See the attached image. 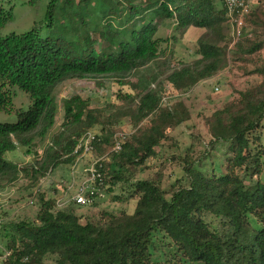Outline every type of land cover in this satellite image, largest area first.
Instances as JSON below:
<instances>
[{
  "label": "trees",
  "instance_id": "1",
  "mask_svg": "<svg viewBox=\"0 0 264 264\" xmlns=\"http://www.w3.org/2000/svg\"><path fill=\"white\" fill-rule=\"evenodd\" d=\"M156 17L174 19L181 35L190 27L203 29L200 57L162 62L171 68L159 72L164 51ZM12 19V10L0 1V111L12 108L15 88L28 93L32 104L16 111L17 121H0V182L12 184L19 173L29 172L38 182L62 164L75 165L79 138L98 126L93 152L105 160L94 165L102 175L91 183L89 204L111 183L129 187L127 196L136 206L132 213L91 219L77 212L87 204L70 200L58 208L55 192L50 197L37 192L35 220L0 215V239L6 240L0 264H264V78L206 119L211 139L204 154L172 157L184 171L170 190L161 177L133 175L166 147L172 129L189 120L180 96L225 67L229 46L234 58L243 60L264 48V22L252 8L236 43L226 30L231 24L223 0H49L44 22L3 35ZM103 76L131 86L132 92L118 95L122 104H111L106 113L74 96L64 103L62 126L38 159L20 165L7 157L51 132L60 83ZM130 76L136 81L123 80ZM125 118L134 131L114 150ZM222 144L226 157L216 160L212 155Z\"/></svg>",
  "mask_w": 264,
  "mask_h": 264
},
{
  "label": "rangeland",
  "instance_id": "2",
  "mask_svg": "<svg viewBox=\"0 0 264 264\" xmlns=\"http://www.w3.org/2000/svg\"><path fill=\"white\" fill-rule=\"evenodd\" d=\"M0 1L3 2L5 8L13 12V19L2 28L3 35L25 33L35 23L45 21L49 0H41L38 5L31 4V0ZM250 8L254 11L256 20L260 23L264 22V3L258 5L256 0H251ZM154 19L159 24L158 36L161 39V49L164 51L159 59L160 66L157 64L159 72L164 73L170 69L169 65L173 61L175 63H191L200 57L196 53L197 40L204 32L203 29L190 27L185 34L181 35L176 31L177 26L174 19L162 17ZM262 27L264 28V26ZM253 28L254 25L248 18L247 30L252 31ZM226 30L230 31L231 27L228 26ZM232 48L229 46L226 65L222 70L212 78L200 81L180 96L189 108L191 115L189 120L169 132L171 138L164 142L166 147L158 148V154L150 157L146 164L139 167L133 174L134 179L161 177L164 189L170 190L172 184L177 178L182 177L184 171L180 164L181 161L172 159V157H185L189 154L196 158L204 154L211 139L206 119L227 102L237 99L242 90L262 82L264 78V73L261 71L264 69V48L253 56H245L244 60L234 58L232 52L230 53ZM166 61L169 65L162 64ZM151 65L156 69V64ZM136 79V77L130 76L123 80L134 82ZM121 82L123 81L117 78L104 76L74 77L63 81L54 91L58 115L51 132L44 139H38L33 147H19L13 152H8L7 157L20 165H26L38 159L46 150L52 135L58 132L62 126L64 103L74 96L79 95L88 99L91 107L105 110L106 113L109 111L107 107L111 104H122L123 101L119 99L118 95L121 92H132L133 90L129 84H121ZM12 92L14 93L12 108L0 111V121H17L16 111L21 108L28 110L32 104L29 94L25 91L15 88ZM173 99L175 100V98ZM144 123L148 125V120ZM120 127L125 133L134 131L129 118H125ZM99 129L100 127L95 126L92 130L99 133ZM170 145L172 146L170 147ZM28 148L30 152L27 151ZM226 151L227 144L218 145L212 157L217 158L216 160L225 159ZM98 157L101 155L96 152L88 153L81 157L76 165L62 164L52 174L42 177L38 182L32 180L30 172L28 174L19 173V179L12 184L7 181L0 182V215L14 220H35L39 205L37 202H32V195L37 192H45L50 197L55 192L57 197H65L66 189H71L70 193L77 191L79 185L81 186L90 177L87 170ZM208 164H210V160H208ZM128 189L129 187L123 188L121 185L114 186L108 183L104 190L100 189L102 196L95 202V205L87 204L80 207L77 212L89 216L91 219H98L106 212L116 215L125 211L132 213L136 206V200L128 198ZM5 247L6 240L0 239V248L5 249ZM48 260L52 261L54 257L50 256Z\"/></svg>",
  "mask_w": 264,
  "mask_h": 264
},
{
  "label": "built area",
  "instance_id": "3",
  "mask_svg": "<svg viewBox=\"0 0 264 264\" xmlns=\"http://www.w3.org/2000/svg\"><path fill=\"white\" fill-rule=\"evenodd\" d=\"M227 9L228 16L230 17L231 31L234 39V43L238 42L241 37L242 28L246 23V15L250 9L249 0H223ZM235 12H238L235 14ZM127 133L120 131L115 136V144L113 146L114 150H119L124 143ZM96 138V132L93 130L87 131L82 137L79 138L75 153H79L76 159V164L81 157L88 153H92L94 146L93 142ZM100 160H105V157L98 158L95 162L92 163L91 167L88 168L89 178L84 181L81 186L79 185L77 191L71 192V189L66 191L65 197L57 198V207L61 208L64 205L68 204L70 200L76 201L78 204L84 205L89 204L94 201V198L91 197V183L97 178L101 177V173L98 172L94 165ZM75 164V165H76ZM91 192V193H90ZM90 193V194H89ZM68 194V195H67ZM72 194V196H71ZM70 195V197H69ZM9 254V253H7Z\"/></svg>",
  "mask_w": 264,
  "mask_h": 264
}]
</instances>
